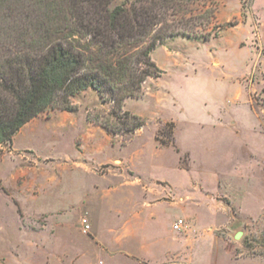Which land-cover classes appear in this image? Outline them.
Returning a JSON list of instances; mask_svg holds the SVG:
<instances>
[{
	"label": "rangeland",
	"instance_id": "374dc122",
	"mask_svg": "<svg viewBox=\"0 0 264 264\" xmlns=\"http://www.w3.org/2000/svg\"><path fill=\"white\" fill-rule=\"evenodd\" d=\"M65 1L0 0V52H24L17 38ZM210 2L160 10L155 31L193 36L151 52L162 74L126 102L145 121L128 140L86 121L111 108L87 89L73 112L49 107L0 146V264H264V0ZM211 118L225 125L221 162ZM172 119L175 147L159 146Z\"/></svg>",
	"mask_w": 264,
	"mask_h": 264
},
{
	"label": "trees",
	"instance_id": "16d2710c",
	"mask_svg": "<svg viewBox=\"0 0 264 264\" xmlns=\"http://www.w3.org/2000/svg\"><path fill=\"white\" fill-rule=\"evenodd\" d=\"M114 1L66 0L60 11L53 2L52 13L44 11L45 20L36 24L31 39L15 41L24 52H0V146L49 107L73 112L71 98L87 89L111 107L107 115L112 120L88 112L86 121L110 137L128 140L144 126L141 117L123 109L124 101L139 98L145 81L161 76L150 56L158 45L166 38L193 35L177 26L154 30L163 16L160 10L176 11L180 0H137L129 7L113 6ZM236 25L234 20L225 26ZM223 28L218 25L203 41L217 38ZM73 35L87 39L86 45L76 44ZM173 128V123L159 127L155 142L175 147ZM162 134L169 140H159Z\"/></svg>",
	"mask_w": 264,
	"mask_h": 264
},
{
	"label": "crops",
	"instance_id": "0c3cea01",
	"mask_svg": "<svg viewBox=\"0 0 264 264\" xmlns=\"http://www.w3.org/2000/svg\"><path fill=\"white\" fill-rule=\"evenodd\" d=\"M157 66V65H156ZM158 67V66H157ZM159 68V67H158ZM160 69V68H159ZM161 70V69H160ZM162 71V70H161ZM90 91H92V93H94V95H96V102H99V98H98V96H97V94L93 91V90H91V89H89ZM87 90H85V91H83V92H86ZM151 95H153V96H155V97H157V100L158 101H160V100H162V97L160 96V94H157V93H153V94H151ZM142 97V96H141ZM141 97H139V98H141ZM129 99H138V98H127L125 101H124V106H123V109L124 110H126L125 109V104H126V102L129 100ZM99 104H100V102H99ZM99 106H101V105H99ZM127 111V110H126ZM140 117V116H139ZM71 120H73V118H71ZM29 123V122H28ZM27 123V124H28ZM89 123V122H88ZM171 123H173V126H174V128H173V137H174V141H175V136H174V133H175V128H176V124H175V122L173 121V119H172V121H171ZM72 123H70V125H71ZM91 125H93L92 123H90ZM26 125V124H25ZM73 125V124H72ZM225 125H222V123H216V122H214L213 120H212V118H211V121H210V124H209V127H210V129H212L213 130V132H214V134H217V133H219L218 135H219V137L217 138V139H214L213 140V146H212V152H213V156H214V160L216 161V162H221V161H223V160H225V159H223L220 155H221V152H223L224 150H225V148H226V146H227V134H223L221 131L222 130H220L221 128H223ZM29 129H31L30 127H28ZM99 128V127H98ZM26 129V128H25ZM24 129V130H25ZM101 129V128H100ZM218 131H220V132H218ZM16 137V136H15ZM14 139V138H13ZM155 141V140H154ZM157 143V142H156ZM211 143V144H212ZM158 144V143H157ZM160 146V145H159ZM179 151L178 152H176V154H178V156L180 157V154H181V152H180V149H178ZM179 160H180V158L178 159V164H179ZM230 201V200H229ZM231 202V201H230ZM231 204H232V202H231ZM227 208H225L224 207V210H226Z\"/></svg>",
	"mask_w": 264,
	"mask_h": 264
},
{
	"label": "built area",
	"instance_id": "2783aa9c",
	"mask_svg": "<svg viewBox=\"0 0 264 264\" xmlns=\"http://www.w3.org/2000/svg\"><path fill=\"white\" fill-rule=\"evenodd\" d=\"M182 225H183V221H182V220H177V221L173 224L172 228H173L174 230H177V231H178V230L181 229Z\"/></svg>",
	"mask_w": 264,
	"mask_h": 264
},
{
	"label": "water",
	"instance_id": "95a60500",
	"mask_svg": "<svg viewBox=\"0 0 264 264\" xmlns=\"http://www.w3.org/2000/svg\"><path fill=\"white\" fill-rule=\"evenodd\" d=\"M235 238L238 239L239 238V235H237Z\"/></svg>",
	"mask_w": 264,
	"mask_h": 264
}]
</instances>
